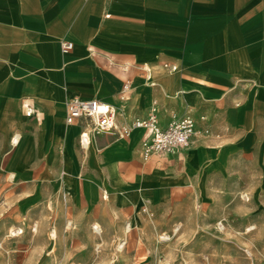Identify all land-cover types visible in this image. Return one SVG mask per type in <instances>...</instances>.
<instances>
[{
	"label": "crops",
	"instance_id": "crops-1",
	"mask_svg": "<svg viewBox=\"0 0 264 264\" xmlns=\"http://www.w3.org/2000/svg\"><path fill=\"white\" fill-rule=\"evenodd\" d=\"M62 40L74 43L67 54ZM73 97L110 103L119 125L156 106L160 127L190 116L200 134L148 161L143 129L92 135L84 154L85 120L65 122ZM218 143L223 149L213 150ZM257 148L264 149V0H0V181L28 180L37 197L63 182L76 195L83 172L89 196L93 183L113 178L109 166L141 170L142 180L156 158L187 154L223 168L226 156Z\"/></svg>",
	"mask_w": 264,
	"mask_h": 264
},
{
	"label": "rangeland",
	"instance_id": "rangeland-1",
	"mask_svg": "<svg viewBox=\"0 0 264 264\" xmlns=\"http://www.w3.org/2000/svg\"><path fill=\"white\" fill-rule=\"evenodd\" d=\"M225 160L156 158L142 180L109 166L89 196L83 172L76 195L55 182L47 197L12 175L0 181V264H264V149Z\"/></svg>",
	"mask_w": 264,
	"mask_h": 264
},
{
	"label": "built area",
	"instance_id": "built-area-1",
	"mask_svg": "<svg viewBox=\"0 0 264 264\" xmlns=\"http://www.w3.org/2000/svg\"><path fill=\"white\" fill-rule=\"evenodd\" d=\"M74 48V43L67 40L61 41V51L67 54ZM163 68L174 72L179 68L168 62L163 63ZM129 85L123 86L122 98ZM26 114L32 115L34 109L25 104ZM117 109L108 102L99 99H80L73 97L66 102L67 125H73L79 120H85L83 131L80 133V146L87 148L92 135L116 134L120 137H128L135 129H143L145 137L141 143V156L145 161L153 156H166L175 153L190 145L192 138L200 134L196 121L190 116L174 118L165 128L160 127L157 116V107L154 106L146 118H136L130 124L119 125L117 123ZM209 130L203 134L209 135Z\"/></svg>",
	"mask_w": 264,
	"mask_h": 264
},
{
	"label": "bare ground",
	"instance_id": "bare-ground-1",
	"mask_svg": "<svg viewBox=\"0 0 264 264\" xmlns=\"http://www.w3.org/2000/svg\"><path fill=\"white\" fill-rule=\"evenodd\" d=\"M16 139V138H15ZM18 142V140H15V143H17ZM19 144V143H18ZM25 144V143H24ZM28 145V144H27ZM18 146V145H17ZM23 147V146H22ZM199 148H200V146H199ZM24 149H26V148H24ZM203 150V149H202ZM222 150V149H221ZM196 154V153H195ZM194 154V155H195ZM21 155V154H20ZM219 156V155H218ZM21 157V156H20ZM194 158V157H193ZM20 159V158H19ZM195 160V159H194ZM202 160V159H201ZM218 161V160H217ZM189 163V162H188ZM216 163H218V162H216ZM220 163V162H219ZM220 165V164H219ZM15 170V169H14ZM13 170V171H14ZM223 170V169H222ZM224 171V170H223ZM17 172V171H16ZM225 172V171H224ZM89 179V178H88ZM65 180V179H64ZM67 180H69V179H67ZM85 180V179H84ZM72 183V182H71ZM83 183H84V181H83ZM98 184V183H97ZM115 184V183H114ZM72 185V184H71ZM80 186V185H79ZM136 186V185H135ZM134 186V187H135ZM55 188V187H54ZM120 188V187H119ZM123 188V187H122ZM126 188H129V187H126ZM125 188V189H126ZM133 189V188H132ZM85 190V189H84ZM112 190V189H111ZM114 190V189H113ZM127 190V189H126ZM119 191V190H118ZM138 191V190H137ZM129 192V191H128ZM85 194V193H84ZM106 195V194H105ZM143 195V194H142ZM159 195V194H158ZM108 196V195H107ZM150 196V195H149ZM148 198V197H147ZM158 198V197H157ZM87 202H89V201H87ZM90 206V205H89ZM147 209V208H146ZM148 211V210H147ZM106 212V211H105ZM148 215H150V214H148ZM110 221V220H109ZM94 225V224H93ZM221 227V226H220ZM96 230H99V227L97 226V225H95V227H94ZM255 228V227H254ZM221 229V228H220ZM224 229V228H223ZM54 234V233H53Z\"/></svg>",
	"mask_w": 264,
	"mask_h": 264
}]
</instances>
